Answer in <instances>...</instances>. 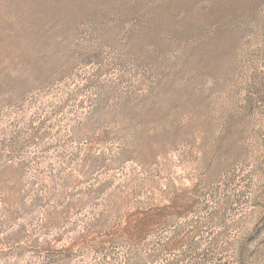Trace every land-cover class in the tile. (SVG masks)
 Returning <instances> with one entry per match:
<instances>
[{"label":"rangeland","instance_id":"rangeland-1","mask_svg":"<svg viewBox=\"0 0 264 264\" xmlns=\"http://www.w3.org/2000/svg\"><path fill=\"white\" fill-rule=\"evenodd\" d=\"M0 264H264V0H0Z\"/></svg>","mask_w":264,"mask_h":264},{"label":"trees","instance_id":"trees-1","mask_svg":"<svg viewBox=\"0 0 264 264\" xmlns=\"http://www.w3.org/2000/svg\"><path fill=\"white\" fill-rule=\"evenodd\" d=\"M165 208H166V207H164V210H165ZM135 228H136L135 230H137V229H138V226H135Z\"/></svg>","mask_w":264,"mask_h":264}]
</instances>
